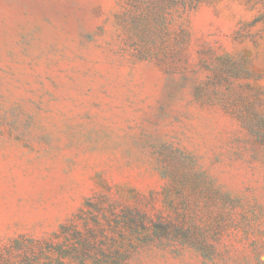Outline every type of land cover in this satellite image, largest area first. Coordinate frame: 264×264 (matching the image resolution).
I'll return each mask as SVG.
<instances>
[{
    "label": "rangeland",
    "instance_id": "obj_1",
    "mask_svg": "<svg viewBox=\"0 0 264 264\" xmlns=\"http://www.w3.org/2000/svg\"><path fill=\"white\" fill-rule=\"evenodd\" d=\"M0 264H264V0H0Z\"/></svg>",
    "mask_w": 264,
    "mask_h": 264
}]
</instances>
